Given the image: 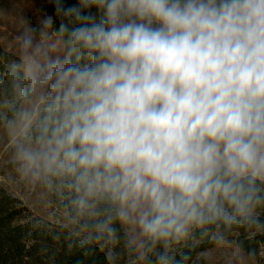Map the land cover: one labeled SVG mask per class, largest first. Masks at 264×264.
Instances as JSON below:
<instances>
[{
  "label": "clouds",
  "instance_id": "obj_1",
  "mask_svg": "<svg viewBox=\"0 0 264 264\" xmlns=\"http://www.w3.org/2000/svg\"><path fill=\"white\" fill-rule=\"evenodd\" d=\"M55 14L58 31L48 15L12 37L0 71V158L54 238L105 264H198L203 243L264 231V0Z\"/></svg>",
  "mask_w": 264,
  "mask_h": 264
},
{
  "label": "trees",
  "instance_id": "obj_2",
  "mask_svg": "<svg viewBox=\"0 0 264 264\" xmlns=\"http://www.w3.org/2000/svg\"><path fill=\"white\" fill-rule=\"evenodd\" d=\"M63 3L65 6L77 5L79 0H63ZM85 11H90L97 21L103 15L96 8ZM44 13L45 16H53V31H58L61 20L55 14V0L44 8ZM12 59L15 57L0 47V71L3 70L4 63ZM55 236V225L29 220L23 204L0 188V264H77V261H83L84 264H105L102 253L85 257L78 250H70L62 236L58 240ZM228 238H234L236 245H242L246 254L250 251L257 253L264 245V231L253 230L246 233L241 229L234 231ZM213 246L203 243L191 253L193 259H196L198 252Z\"/></svg>",
  "mask_w": 264,
  "mask_h": 264
},
{
  "label": "rangeland",
  "instance_id": "obj_3",
  "mask_svg": "<svg viewBox=\"0 0 264 264\" xmlns=\"http://www.w3.org/2000/svg\"><path fill=\"white\" fill-rule=\"evenodd\" d=\"M52 1L0 0V47L11 52V39L23 32L25 24L39 29L40 22L45 17L44 8ZM0 188L23 204L29 220H36L45 225L56 224L48 207L37 199L31 188L20 184L15 179L7 160L2 158H0ZM202 252L205 255L198 259V264H264V245L254 257L244 253L246 259L242 261L238 258L234 238H227L224 244L214 245Z\"/></svg>",
  "mask_w": 264,
  "mask_h": 264
}]
</instances>
